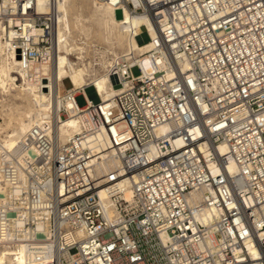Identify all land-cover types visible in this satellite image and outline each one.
I'll use <instances>...</instances> for the list:
<instances>
[{"label": "built area", "instance_id": "2783aa9c", "mask_svg": "<svg viewBox=\"0 0 264 264\" xmlns=\"http://www.w3.org/2000/svg\"><path fill=\"white\" fill-rule=\"evenodd\" d=\"M99 1L156 35L144 27L147 50L110 58L109 100L62 85L78 134L60 137L59 111L0 156V250L24 246L32 264H264V0ZM57 16L49 0H0L20 69L53 57ZM96 136L117 160L108 174L86 147Z\"/></svg>", "mask_w": 264, "mask_h": 264}, {"label": "bare ground", "instance_id": "6f19581e", "mask_svg": "<svg viewBox=\"0 0 264 264\" xmlns=\"http://www.w3.org/2000/svg\"><path fill=\"white\" fill-rule=\"evenodd\" d=\"M47 1L37 0L41 10L46 11ZM49 2L53 3L58 11L53 57L50 60L32 63L24 70L20 69L19 61L14 54L5 51L6 43L2 41L3 28L0 25V116L7 118V121L4 120L5 127L0 124V156L4 154L8 157L10 153L16 152L20 142L32 127L40 126L52 116H57L59 111H65L66 114L65 119L61 115L58 118L60 137L66 140L78 134L80 125L72 111L74 105L68 100L61 99L63 81L69 79L75 89L83 87L89 104L105 102L121 88L106 74L110 58H117L124 53L138 54L147 50V43L139 44L140 29L147 28L153 38L156 35V29L148 18L125 11L123 20H118L109 3L99 0H49ZM87 3L90 5V12L85 14L83 7ZM76 33L82 36L81 42L75 40ZM92 35L103 45L99 50L95 48L93 57L87 61L85 46ZM41 79L47 82L45 86L41 87V84H44ZM89 89L92 90V95L89 94ZM12 102L13 105L10 104ZM86 147L94 149L98 154L97 160L93 162L97 164L95 170L98 173L108 174L116 166L117 160L112 157L102 136L90 138ZM217 151L224 154L225 144H220ZM226 170L230 174L235 172L232 162L228 163ZM130 196V190L127 189L126 199ZM8 197L9 194L0 184V204L7 201ZM207 212L210 216L211 210L208 209ZM208 216L203 217V221L208 222ZM0 264L32 262L26 259L22 246L10 253L0 250Z\"/></svg>", "mask_w": 264, "mask_h": 264}, {"label": "rangeland", "instance_id": "374dc122", "mask_svg": "<svg viewBox=\"0 0 264 264\" xmlns=\"http://www.w3.org/2000/svg\"><path fill=\"white\" fill-rule=\"evenodd\" d=\"M88 8V9H87ZM83 9H84V12H85V14H88L89 12H90V5H88V3L86 4V5H84V7H83ZM89 11V12H88ZM88 12V13H87ZM115 17H116V19H120L121 17H122V13H121V11L120 10H118L116 13H115ZM139 34H140V36H141V38H142V40H143V42H146V41H148V35H147V33L145 32V30L142 28V29H140L139 30ZM79 36V37H78ZM81 35H78V33H76V35L74 34V38H76L75 40H77V42L79 41V42H81L82 40H81ZM92 37V38H91ZM90 37V41H89V43H88V45L87 46H85V50L87 51V52H85L86 54H85V56H86V58H87V61H89L92 57H93V53H94V49L96 48H98V50L102 47V43H100L97 39H96V37L94 36V38H93V35ZM99 42V43H98ZM98 45V46H97ZM89 46V47H88ZM91 51V52H90ZM88 53V54H87ZM73 58H74V55L72 56ZM143 67H144V69H145V71L146 72H150V67H149V65L147 64V63H144L143 64ZM132 73H133V75L134 76H137L138 74H139V71L135 68V69H133L132 70ZM63 86L65 87V88H69V87H71V83H70V81H69V79H66V80H64L63 81ZM89 94H91L92 95V90L91 89H89ZM76 102H77V104H78V106L79 107H83L86 103H85V101H84V98L82 97V96H78L77 98H76ZM10 104H12L13 105V102L12 103H10ZM7 121V118L6 117H3V116H0V124L1 125H3V127H5L4 126V122L5 121ZM2 122V123H1ZM7 130H9V129H5V131H7Z\"/></svg>", "mask_w": 264, "mask_h": 264}, {"label": "water", "instance_id": "95a60500", "mask_svg": "<svg viewBox=\"0 0 264 264\" xmlns=\"http://www.w3.org/2000/svg\"><path fill=\"white\" fill-rule=\"evenodd\" d=\"M17 59H19V57H17Z\"/></svg>", "mask_w": 264, "mask_h": 264}]
</instances>
